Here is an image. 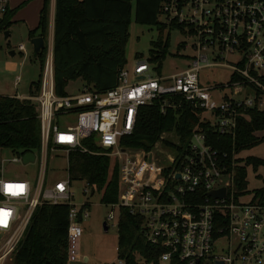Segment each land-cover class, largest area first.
Returning <instances> with one entry per match:
<instances>
[{
  "label": "built area",
  "instance_id": "2783aa9c",
  "mask_svg": "<svg viewBox=\"0 0 264 264\" xmlns=\"http://www.w3.org/2000/svg\"><path fill=\"white\" fill-rule=\"evenodd\" d=\"M9 1L0 0L1 20ZM161 14L166 23L184 24L192 39L191 62L176 74L153 77V67L139 59L104 93L84 86L61 97L54 92L52 53H47L38 94L21 99L35 105L40 123V155H34L40 159L39 174L31 181L6 179L1 163L0 264L13 259L42 204L69 207L66 264H81V218L89 217V206L72 205L68 177L45 183L49 148L117 161L118 199L108 206L116 210L117 221L120 209L142 219L145 241L163 250L158 264H264V201L255 193L247 201L245 194L237 195L233 173L202 129H193L186 144L174 130L163 132L148 152L120 145L133 131L138 109L156 100L162 114L187 109L218 135L233 136L237 119H249L247 110L264 112V0H164ZM17 49L25 52L23 44ZM214 68L228 71L226 84L203 82L201 72ZM68 116L73 125H58ZM85 141L99 152L90 151ZM24 155L11 162L23 164ZM221 189L224 198L208 195ZM112 220L111 212L106 221Z\"/></svg>",
  "mask_w": 264,
  "mask_h": 264
},
{
  "label": "trees",
  "instance_id": "16d2710c",
  "mask_svg": "<svg viewBox=\"0 0 264 264\" xmlns=\"http://www.w3.org/2000/svg\"><path fill=\"white\" fill-rule=\"evenodd\" d=\"M163 1L55 0L52 46L55 94L61 97L69 95L67 87L77 80L83 82V87L98 93L116 86L119 72L127 63L125 47L132 14L136 23L156 26L157 39L151 41L148 61L159 74L168 51L169 31L163 40L165 28L187 32L184 24L159 21ZM13 12L8 11L2 18L0 30L11 24L9 19ZM47 27L48 0H43L37 27L28 31L29 38L41 36L45 40ZM183 45L179 43V47ZM46 56L45 44L37 57L31 58L39 66L37 81L30 86L31 96L39 92ZM136 58L142 59V56L136 55ZM160 104L161 101L156 100L152 105L138 109L133 131L121 138L120 145L148 152L163 132L173 130L179 135L181 144H186L192 130L200 128L207 134L209 144L219 152L226 171L233 173L237 195L246 194V167L251 166L256 170L264 167V161L253 157L241 160L236 155L264 143V112L257 107L247 110L249 119H237L231 136L216 134L209 123L201 122L187 109L181 112L168 110L162 114ZM257 132H263V136L257 137ZM84 144L90 151L99 152L90 141ZM40 148L41 130L35 105L0 95V149L10 150L17 155L31 153L38 156ZM66 172L70 182H85L92 192H102V204L117 202L119 184L116 161L111 162L104 155L70 151ZM255 195L261 196L264 201V188L256 191ZM68 214L67 205L37 206L14 254L13 264H66ZM141 224L139 216L130 214L126 209L119 210L116 225L117 261L123 264H158L163 250L145 241ZM171 264L181 263L172 261Z\"/></svg>",
  "mask_w": 264,
  "mask_h": 264
},
{
  "label": "rangeland",
  "instance_id": "374dc122",
  "mask_svg": "<svg viewBox=\"0 0 264 264\" xmlns=\"http://www.w3.org/2000/svg\"><path fill=\"white\" fill-rule=\"evenodd\" d=\"M42 0H29L19 7L27 5L23 14H26L30 20L37 19L36 5ZM12 6L10 2L9 8ZM21 7V8H22ZM12 9H9L11 11ZM13 15V14H12ZM8 17V16H7ZM6 17V18H7ZM13 18V17H11ZM9 19L11 24L0 30V95L17 94L20 96H30L29 84L36 82L39 75V66L31 62L28 58L32 52V45L28 36L27 27L21 22L14 23ZM159 21L165 22L164 16L159 15ZM13 22V23H12ZM1 28V27H0ZM7 31L8 35L5 36L4 32ZM168 37V51L165 59L162 62L160 73L156 71L152 74L153 77H167L183 71L189 66L191 58L194 55L190 49L191 41L187 34L179 29L166 27L163 32V40L167 32ZM129 38L125 47L126 69H130L139 59L136 55H141L143 60H146L150 66L154 68L148 61L149 51L151 50V41L157 39V29L154 25L139 24L134 21V16L128 26ZM10 34V35H9ZM179 43H184L179 47ZM23 44L26 49V54H17L16 47ZM16 53L14 58H11L10 52ZM230 60V59H229ZM218 63H224L223 60ZM229 63V61L227 62ZM38 69V70H37ZM228 71L225 69L214 68L207 69L201 72V78L204 83L209 85L226 84ZM20 76L22 83L19 86H14L15 77ZM83 82L77 80L71 82L66 89L67 94L71 95L83 87ZM226 91L224 94H227ZM74 124V117L68 116L58 119V125L66 127L67 125ZM258 137L263 134L257 132ZM262 135V136H260ZM264 144V143H262ZM260 144L252 151H243L238 154V158L243 160L246 157H253L264 161V145ZM40 153L38 154V156ZM105 156V155H104ZM237 156V155H236ZM16 154L7 149H0V176H1V163L3 162L2 175L6 179H35L40 170V159L37 157L35 162L23 165L22 163H12L11 160L16 158ZM107 157V156H106ZM67 158L68 153L62 149H47V158L45 163V183L53 184L56 181L64 180L67 177ZM111 162L115 161L113 158L108 157ZM117 162V161H116ZM243 164V163H242ZM246 182L247 194L244 195L243 201L249 200L252 195L264 188V167L260 166L254 170L251 166L246 167ZM70 192L72 197L70 202L72 205L80 208L82 205H88L87 211L89 217L87 219L81 218V226L83 229V236L81 238L82 253L89 257L92 264H118L117 261V212L111 209L108 205L101 203L102 192H94L91 195V188L85 182H71ZM113 213V220L107 222V217ZM106 223L108 230L104 231L103 224ZM1 242V238H0ZM5 264H13V259L8 260Z\"/></svg>",
  "mask_w": 264,
  "mask_h": 264
},
{
  "label": "crops",
  "instance_id": "0c3cea01",
  "mask_svg": "<svg viewBox=\"0 0 264 264\" xmlns=\"http://www.w3.org/2000/svg\"><path fill=\"white\" fill-rule=\"evenodd\" d=\"M24 1H28L29 2V0H10L9 1V6H10V2H12V6L9 9L14 10L13 15H12L13 18H11V19H14V20H12V21L14 23H16V22L19 21L22 24H24L27 27L26 29H27V32H28V31L33 30V29H35L37 27L38 19H39V13H40V9H41L42 6H40V2H38V4L36 5V11H37L36 18L37 19L30 20V19L27 18L26 14H23V10H24V8L27 5H25L24 7L21 6L22 8L21 7L18 8V6L21 5ZM41 2L43 3V0ZM54 11H55V0H48V27H47L46 39L44 40V43L47 46V53H49V52L52 53L53 32H54ZM15 51L17 52V54L23 55V52H19L18 49H17V47H16V50ZM11 53H13V55H11ZM9 54H10L11 58H14L16 56V53H14L13 51H11ZM24 54H26V49H25ZM28 55H29L28 58L31 60V58L33 57V51L31 52V55L30 54H28ZM31 62H33L37 66V63L36 62H34L32 60H31ZM17 77L19 78V83L17 85H15V80H14V86H19L20 83H22V78L20 76H17ZM17 77H15V79ZM32 83H34V82H30L29 89H30V86H31ZM4 96L14 97V98H17L19 100H21L23 98H26L25 96H20V95H17V94L14 95L12 93L11 94H6ZM259 133H262L263 134V132H259ZM255 135L258 137L257 133ZM260 136H262V135H260ZM262 145H264V144H262ZM255 148H253V149H255ZM253 149L246 150V151L249 152V151H252ZM236 158H238V155L236 156ZM79 248H80L79 249V256H80L81 264H83V262L86 263V264H92V263H90L89 257L82 253L81 244H80V247Z\"/></svg>",
  "mask_w": 264,
  "mask_h": 264
},
{
  "label": "water",
  "instance_id": "95a60500",
  "mask_svg": "<svg viewBox=\"0 0 264 264\" xmlns=\"http://www.w3.org/2000/svg\"><path fill=\"white\" fill-rule=\"evenodd\" d=\"M0 22H1V19H0ZM4 34L6 36V35H8V32L5 31ZM30 44L32 45L33 57L36 58L37 55L40 53V51L43 49V47L45 45L44 39L41 36L33 37L30 39ZM11 55H13V53H11ZM22 162L25 165L35 162L34 154H31V153L25 154L22 158ZM208 195L213 199L224 198L225 197V190L221 189L218 191H211V192H209ZM103 227H104V231L107 232L108 227H107L106 223L103 224ZM83 264H86V263L83 262Z\"/></svg>",
  "mask_w": 264,
  "mask_h": 264
}]
</instances>
